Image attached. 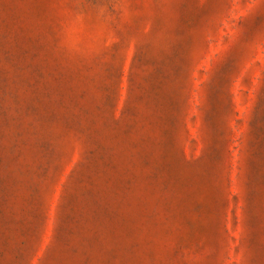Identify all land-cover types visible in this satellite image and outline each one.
<instances>
[{
    "label": "rangeland",
    "instance_id": "rangeland-1",
    "mask_svg": "<svg viewBox=\"0 0 264 264\" xmlns=\"http://www.w3.org/2000/svg\"><path fill=\"white\" fill-rule=\"evenodd\" d=\"M0 264H264V0H0Z\"/></svg>",
    "mask_w": 264,
    "mask_h": 264
}]
</instances>
